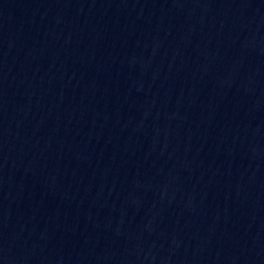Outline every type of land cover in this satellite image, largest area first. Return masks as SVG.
Segmentation results:
<instances>
[{
	"label": "water",
	"instance_id": "water-1",
	"mask_svg": "<svg viewBox=\"0 0 264 264\" xmlns=\"http://www.w3.org/2000/svg\"><path fill=\"white\" fill-rule=\"evenodd\" d=\"M0 264H264V0H0Z\"/></svg>",
	"mask_w": 264,
	"mask_h": 264
}]
</instances>
